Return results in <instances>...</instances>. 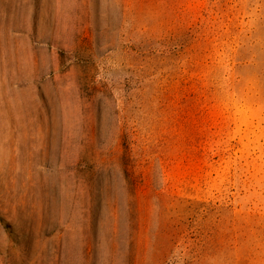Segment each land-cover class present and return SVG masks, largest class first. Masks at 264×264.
Segmentation results:
<instances>
[{
	"label": "rangeland",
	"instance_id": "rangeland-1",
	"mask_svg": "<svg viewBox=\"0 0 264 264\" xmlns=\"http://www.w3.org/2000/svg\"><path fill=\"white\" fill-rule=\"evenodd\" d=\"M0 264H264V0H0Z\"/></svg>",
	"mask_w": 264,
	"mask_h": 264
}]
</instances>
